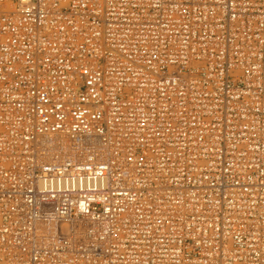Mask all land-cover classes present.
I'll use <instances>...</instances> for the list:
<instances>
[{"label": "built area", "instance_id": "built-area-1", "mask_svg": "<svg viewBox=\"0 0 264 264\" xmlns=\"http://www.w3.org/2000/svg\"><path fill=\"white\" fill-rule=\"evenodd\" d=\"M0 264H264V0H0Z\"/></svg>", "mask_w": 264, "mask_h": 264}]
</instances>
